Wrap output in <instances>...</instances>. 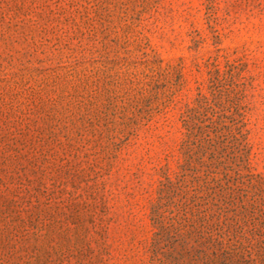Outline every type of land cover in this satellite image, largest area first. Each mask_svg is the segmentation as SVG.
Masks as SVG:
<instances>
[{"label": "rangeland", "instance_id": "1", "mask_svg": "<svg viewBox=\"0 0 264 264\" xmlns=\"http://www.w3.org/2000/svg\"><path fill=\"white\" fill-rule=\"evenodd\" d=\"M0 264H264V0H0Z\"/></svg>", "mask_w": 264, "mask_h": 264}]
</instances>
